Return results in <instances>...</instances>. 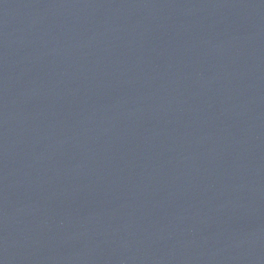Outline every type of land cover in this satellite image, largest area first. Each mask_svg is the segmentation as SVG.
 Listing matches in <instances>:
<instances>
[{"label": "water", "instance_id": "95a60500", "mask_svg": "<svg viewBox=\"0 0 264 264\" xmlns=\"http://www.w3.org/2000/svg\"><path fill=\"white\" fill-rule=\"evenodd\" d=\"M0 264H264V0H0Z\"/></svg>", "mask_w": 264, "mask_h": 264}]
</instances>
